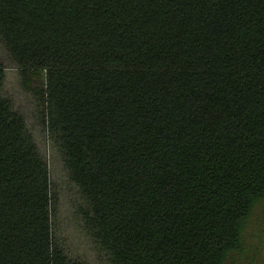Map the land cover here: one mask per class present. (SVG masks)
Wrapping results in <instances>:
<instances>
[{"label": "trees", "instance_id": "1", "mask_svg": "<svg viewBox=\"0 0 264 264\" xmlns=\"http://www.w3.org/2000/svg\"><path fill=\"white\" fill-rule=\"evenodd\" d=\"M0 264H264V0H0Z\"/></svg>", "mask_w": 264, "mask_h": 264}]
</instances>
